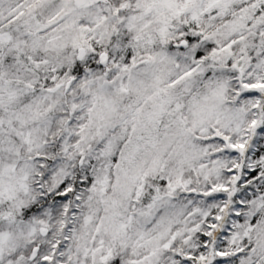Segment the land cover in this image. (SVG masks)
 <instances>
[{
	"label": "snow or ice",
	"instance_id": "obj_1",
	"mask_svg": "<svg viewBox=\"0 0 264 264\" xmlns=\"http://www.w3.org/2000/svg\"><path fill=\"white\" fill-rule=\"evenodd\" d=\"M0 264H264V0H0Z\"/></svg>",
	"mask_w": 264,
	"mask_h": 264
}]
</instances>
